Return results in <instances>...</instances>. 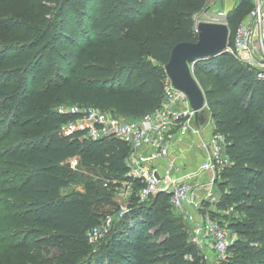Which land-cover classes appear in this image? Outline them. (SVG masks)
<instances>
[{"label": "trees", "instance_id": "trees-1", "mask_svg": "<svg viewBox=\"0 0 264 264\" xmlns=\"http://www.w3.org/2000/svg\"><path fill=\"white\" fill-rule=\"evenodd\" d=\"M206 1L0 0L1 157L16 170L8 184L26 241L54 247L63 264H203L167 194L138 200L141 182L125 176L129 146L61 133L74 114L56 106L88 104L127 117L152 110L170 50L196 40L193 14ZM249 6L239 0L227 10L228 42ZM191 69L212 130L224 136L228 164L217 180V206L255 215L229 221L236 254L224 264H264V77L227 50ZM74 155L78 165L105 169L112 183L60 194L73 178L67 159ZM119 178L131 182L128 211L93 249L86 231L117 210L111 194Z\"/></svg>", "mask_w": 264, "mask_h": 264}, {"label": "built area", "instance_id": "built-area-1", "mask_svg": "<svg viewBox=\"0 0 264 264\" xmlns=\"http://www.w3.org/2000/svg\"><path fill=\"white\" fill-rule=\"evenodd\" d=\"M226 50L248 67L261 66L257 67L256 75L264 77V59L256 58L255 53L257 50L264 52V4L253 5L240 20ZM56 109L74 114L61 126V133L79 131L80 137L91 140L115 137L125 142L129 146L125 176L141 182L136 192L138 200L145 201L156 193L167 194L174 209L188 224L189 238L193 243L213 251L221 260L230 256L236 231L203 210L206 201L217 200V180L228 164L224 136L213 131L212 126L207 134L202 133L211 118L201 133L191 126L194 111L187 96L171 85L166 74L162 80L161 101L140 117L117 115L109 109L88 104L61 103ZM192 134L200 139L203 158L195 167L186 170L173 149L190 141ZM67 162L73 169L79 163V156L74 155ZM125 188H131L130 181H126ZM108 230L106 223L93 225L86 231L87 240L94 243Z\"/></svg>", "mask_w": 264, "mask_h": 264}, {"label": "rangeland", "instance_id": "rangeland-1", "mask_svg": "<svg viewBox=\"0 0 264 264\" xmlns=\"http://www.w3.org/2000/svg\"><path fill=\"white\" fill-rule=\"evenodd\" d=\"M238 1L239 0H234L233 4L226 9L223 0H207L202 5V8L193 14V19L194 21L203 19L226 22L225 15L227 10L237 4ZM256 3L264 4V0H254L252 6H249L246 10L253 7ZM47 5L52 7L50 3H47ZM45 17H51V10H48ZM228 28L230 33L229 25ZM255 53L256 58L264 59V52L262 53V51L257 50ZM257 67L261 66L257 65L254 67L255 70ZM196 80H198V78ZM211 126L212 122L210 121L209 126H206L202 130V133L207 134V130H210ZM189 138L190 141L178 145V147L173 149V152L179 160L182 156L189 157L187 156L188 154H195L196 160L187 161V163L184 164L186 168H193L195 166L193 162H196L200 157L198 150L201 148V142L200 139L193 134L190 135ZM2 149H4V139L0 141V264H63L61 260L63 255H60L54 247L44 246L36 242L38 239L29 238L26 241V233L22 234V232H20L22 227L14 211V202H17V200L16 196L12 194L13 189L11 188V184H8L13 178V173H15L16 170L10 166V162L4 160L6 155L3 158L1 157ZM72 170L74 174L73 178L66 186L59 188L60 194L71 191L81 192L84 190L86 183L97 187L104 186V182L112 183L111 177L106 175L105 169L98 165L80 163ZM119 180L116 190L111 194L118 208L113 214L108 215L101 221V223H106L110 227L119 218L121 213H123V210L124 212L128 211L130 189L126 190V182L120 178ZM218 196L219 191L216 190V197ZM217 201L218 198L214 202L206 201V203L203 204V210L221 223L228 224L229 221L232 220L255 217L253 214L246 211L235 210L232 207L220 208L217 206ZM178 219L184 226L189 227L183 218L178 217ZM103 239L100 238L94 242L92 246L93 249H97ZM199 248L202 252L201 258L203 264H224V261L219 259L213 251L202 246ZM235 254L236 253L231 252L230 257L233 258Z\"/></svg>", "mask_w": 264, "mask_h": 264}, {"label": "water", "instance_id": "water-1", "mask_svg": "<svg viewBox=\"0 0 264 264\" xmlns=\"http://www.w3.org/2000/svg\"><path fill=\"white\" fill-rule=\"evenodd\" d=\"M194 29L196 40L174 44L163 68L171 85L186 94L189 105L194 111L191 126L201 133V129L210 119V114L204 91L193 75L191 64L196 60L226 51L229 28L224 21L198 19L194 23ZM154 175L157 177L156 173Z\"/></svg>", "mask_w": 264, "mask_h": 264}, {"label": "crops", "instance_id": "crops-1", "mask_svg": "<svg viewBox=\"0 0 264 264\" xmlns=\"http://www.w3.org/2000/svg\"><path fill=\"white\" fill-rule=\"evenodd\" d=\"M251 1V3L253 4L254 3V0H250ZM223 2H224V5H225V7H226V9H228V7H230L232 4H233V2H234V0H223ZM207 132H208V130H207ZM199 151V158H198V160L196 161V162H193L194 163V165L196 166L200 161H201V159L203 158V151H201V150H198ZM200 151H201V153H200ZM198 155V154H197ZM187 156H189V157H186V156H182L181 157V159L179 160L180 162H182V164L184 165L185 163H187V161L188 162H190L191 160L193 161V160H196L197 158H196V155L195 154H188ZM194 166V167H195ZM192 167H190V168H186L185 166H184V169H186V170H189V169H191Z\"/></svg>", "mask_w": 264, "mask_h": 264}]
</instances>
